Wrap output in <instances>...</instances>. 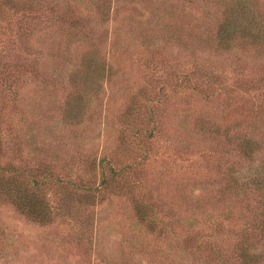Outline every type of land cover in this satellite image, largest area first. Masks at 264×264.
Listing matches in <instances>:
<instances>
[{"label": "rangeland", "instance_id": "rangeland-1", "mask_svg": "<svg viewBox=\"0 0 264 264\" xmlns=\"http://www.w3.org/2000/svg\"><path fill=\"white\" fill-rule=\"evenodd\" d=\"M103 9L108 14L105 22L99 18ZM208 10L222 9L214 1L201 0H0V183L9 178L29 185L33 177L41 179L52 171L47 197L54 204L64 203L63 208L74 205L73 210L65 209L42 223L0 200V264H157L164 259L163 251L172 264H192L194 260L181 251L188 252L185 246L191 247V230L200 223L192 226L188 220L193 217L202 222L211 212L223 219V208L257 198L250 187L237 188L230 195L223 169L216 168L221 160L226 167L230 165L232 147L238 142L226 138V125L238 124L234 132L229 130L233 136L240 135L238 129L246 137L264 136V57L255 49L244 54L237 49L241 60L230 52L217 55L213 51L204 55L209 61L195 60L197 64L192 65L194 61L185 57L155 71L146 60L148 74L144 81L143 74L140 78L141 60L151 52L144 43H155L153 34L159 27L167 22L174 31L184 32L199 23L212 27L205 16ZM81 24L92 33V41L79 40L75 25ZM141 31L152 34L151 41L142 43ZM202 35L210 37L212 30ZM100 45L98 56L109 61L118 55L122 67L114 76L98 79L96 86H77L84 108L77 116L66 117V96L73 87L60 79L70 69L79 68L85 51ZM214 73L215 83L210 76ZM182 74L190 75L186 85ZM198 84L199 89L190 88ZM132 87L131 91H140L145 99L162 91L169 95L167 108L160 109L174 116V122L166 123L172 130L164 134L153 132L150 147L149 143L143 146V139L129 140L134 145L127 155L120 121ZM90 91L93 94L86 100ZM156 105L158 99L143 108ZM147 114L141 109L130 128L152 130ZM177 120L190 123L187 136L179 134ZM203 122L210 129L220 126L219 133L194 128ZM224 147L231 151L225 152ZM107 151L108 157L114 155L116 167H125L120 194L112 195L109 187L97 192L108 168L106 164L95 169L88 166L90 158L98 161ZM46 158L52 163L46 165ZM126 164L134 165V171ZM250 173L242 171L244 178ZM92 187L98 195L95 202L67 203L68 193L72 197L73 191L80 193L79 199ZM137 196L155 203L154 224L137 223ZM186 198L198 206L188 211ZM168 219H172L171 227L158 221ZM221 228L214 232L225 233L226 228ZM173 241L180 242L181 251L173 247Z\"/></svg>", "mask_w": 264, "mask_h": 264}, {"label": "trees", "instance_id": "trees-1", "mask_svg": "<svg viewBox=\"0 0 264 264\" xmlns=\"http://www.w3.org/2000/svg\"><path fill=\"white\" fill-rule=\"evenodd\" d=\"M4 1L8 0H1V2ZM210 1H214L215 5L222 9L206 11L205 16L209 19L208 23L211 22V25L214 24L212 27H207L206 23H204L206 27L203 26L202 23H199L196 28H186L183 32L182 30H172L167 22L161 25V27H163H159L153 34V36H155V43L153 44L144 43L146 39L151 41L152 34L147 35L145 32H140L139 36L142 43H144V45L147 44L145 47L151 51H147L149 53H145L141 60L140 78L143 74L142 81L145 80L148 74L146 60L153 63L151 71H155L156 69H162L163 65H168L169 67L168 63H170V61H183L185 57L186 60L190 59L194 61L192 65L197 64L195 60L209 61L210 59L207 58L206 60L204 55H211L213 51H215L217 55L222 52H230L233 56H237V60H241L242 57L238 55L237 49H239L242 54H244L246 50L255 49L258 54L264 57V0H201L202 3H209ZM107 16L108 14L105 9L99 11V18L102 22L106 21ZM129 20L133 21V18L129 17ZM176 24L177 22L172 24V27ZM75 27H77L76 29L80 32L78 36L79 40H93L92 33L87 32L82 24L81 27L76 25ZM214 28L215 30H213ZM211 30L212 35L210 37H203V32H211ZM187 36H189V39ZM100 38L102 37L100 36ZM190 44L192 46L191 48ZM114 46L110 48L114 49ZM100 48L101 45L95 48L91 46V48L85 51L80 57V61L78 62L79 68L77 66L70 69L66 78L64 76L61 78L62 80L60 79V82H66V84L73 87V90L68 92L66 96V117H73V114L77 116V113L84 108V106L80 104L82 100L84 101L82 91L80 90L79 92L76 89L77 86L87 87L92 83L96 86L99 81L98 79L101 80L109 76L112 77L122 67L121 59L118 55L113 56L109 61H105L101 56H98ZM185 48H188V50H184ZM169 49H171V51ZM98 57H101V59ZM172 57L173 59H171ZM83 75L86 78H83ZM210 76L214 79L215 83L217 80L215 73ZM181 77L183 81H185V85L191 81L189 74H182ZM79 82H86V84L82 86ZM185 85L184 89L185 87L188 89V85ZM200 87L201 85L198 84L190 88L192 90H197ZM133 88L134 87L130 88L129 92ZM132 92L133 91H131L129 95H131ZM177 92H180V90H177ZM91 94L93 93L90 91L86 100ZM168 96L169 95L162 91L158 95H149L147 99H145L140 91H135L129 97L127 108L120 121V133L123 134L121 143L124 146V150L127 151H124L127 155L132 151L134 145L133 143H129V140L135 142L136 139H143L145 141V143L142 141L143 146L149 143L150 147L151 142H154L152 140L154 134L156 135L157 132L164 134L172 130L171 126L166 123H173L174 116L172 117L168 112L164 115V112L160 109V106L167 108L166 103L168 101ZM156 99L159 100V105L151 108H143L145 105L155 102ZM141 109H145L148 112L145 118L148 122L151 121L153 123V128L149 132H140L139 129L132 130L130 128V122H132V126H134L136 117ZM175 122L176 129L180 131L179 134L187 136L190 123H179L178 120ZM196 123L199 124V122ZM233 126L238 128L237 123L233 124ZM233 126L232 128L230 124L225 126L227 128L225 132L226 138L228 140L237 139L238 141L237 144L232 147V149L235 150L233 161L230 162L228 167L225 166L226 163L224 164L223 160L219 161L220 163H217L216 170L220 171L223 169L222 177L225 176L226 178L227 184L225 188L230 195L232 191L237 188L245 191L250 187L257 198L255 199V197L252 196L250 202L246 204L240 202L238 207L234 205L227 209L223 208L221 212V214L224 215L223 219H219V214L215 215L214 212H211L208 216L203 218L202 222H198V220L193 217L188 220V223L192 226L200 223V226L194 227L195 229L193 231L191 230L189 236V238H191V247L185 246V250H188L187 253L178 248L181 246L180 242L173 241L175 243L173 247L178 248V251L180 250L185 255V258L189 259V257H191L194 260L192 264H264V136L260 135L256 136V138L246 137L247 134L244 133L242 129L236 131L240 135L233 136V133H231V131L234 132ZM219 127L220 126H216L214 129H210L204 122L200 125H194V128L208 134H212L213 130L215 131L214 134H218L219 131L217 130H219ZM154 131L156 133L153 134ZM220 148H222V146ZM224 149L225 152L226 150L227 152L231 151L227 147H224ZM143 157L145 159L146 154ZM88 161V166L91 168L95 169V166H104V164H106L108 168V173L102 176L100 182L101 187L96 188L97 192L101 194L104 189L108 190V187L111 188L108 191L112 193V195L116 192H118L116 194L122 192L121 187L124 186L122 178L125 167H116V165H114V163H118L114 161L113 154L108 157L107 151L103 156H100L98 161H93L91 158ZM45 162L47 163L46 165L52 163V161L47 158ZM126 165L127 167H131L134 171V165ZM224 169L227 171L224 172ZM244 170L251 172L245 178L242 174ZM52 177V171H48L41 179L33 177L34 182L29 185L16 184L9 178H2L3 180L0 183V200L8 201L21 213L32 219L42 223H48L53 216H57L61 212L65 213V209L67 210L66 212H69L73 210L72 207L74 206L73 204H68L66 208H63L62 205H64V203L57 202L54 204L50 197H47L45 190L50 180H53ZM125 180L128 186V180ZM80 182H82V179H80ZM68 183H73V181L65 182V184ZM130 190L131 187H129V191ZM218 190L226 194L223 187H220ZM94 191V187L88 190L85 189V192H82L84 195L79 199L78 197L80 196L78 195L80 193L73 191L74 197L68 193L66 201L67 203L68 201L69 203L74 201L76 203H93L98 196L95 195ZM101 199L102 196H99V200ZM184 201L188 202V211L192 210L193 206H198L196 205L197 202H193L188 198L184 199ZM134 203L137 223L149 222L154 224L153 220H155L157 213L156 210H153L155 203L150 200L144 201L142 197L138 198V196L134 200ZM158 221L162 226L164 223L169 227L173 224L172 219ZM175 222H177V220ZM219 225H222L220 230L226 228L224 230L225 233L214 232ZM237 225L238 227L236 229L230 231ZM161 228L163 227H159V229ZM205 233L207 234L205 235ZM162 254L164 259H161L157 264H172V261L167 260L168 254L164 251ZM127 264H129V262ZM135 264H141V262L138 261Z\"/></svg>", "mask_w": 264, "mask_h": 264}]
</instances>
